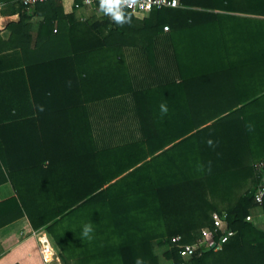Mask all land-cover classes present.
<instances>
[{"label": "trees", "instance_id": "trees-1", "mask_svg": "<svg viewBox=\"0 0 264 264\" xmlns=\"http://www.w3.org/2000/svg\"><path fill=\"white\" fill-rule=\"evenodd\" d=\"M177 1L138 28L126 9L131 23H114L99 0H73L101 14L84 21L59 0L34 6L36 42L55 55L25 63L34 102L37 73L50 77L42 116L0 118V186L14 194L0 202V228L25 217L72 264H264V229L246 221L256 207L264 215L254 198L264 173L254 168L264 159V0ZM28 17L8 26L10 43ZM125 48L142 58L134 72ZM99 109L133 128L105 134ZM213 214L235 234L184 261L171 238L194 244Z\"/></svg>", "mask_w": 264, "mask_h": 264}, {"label": "crops", "instance_id": "crops-1", "mask_svg": "<svg viewBox=\"0 0 264 264\" xmlns=\"http://www.w3.org/2000/svg\"><path fill=\"white\" fill-rule=\"evenodd\" d=\"M19 3L20 0H16ZM16 1L0 2V118L22 122L30 118L38 119L42 116L38 111L43 107V81L50 77H39L33 80L35 92L39 102H34L27 78L25 63L44 59L55 55L47 43L36 42L37 33L43 22L41 15L35 14V8H23L18 11ZM64 14H73L76 20L84 21L90 18H100V13L92 7H82L74 10L73 0H59ZM33 12V13H32ZM20 14L29 15L25 21L28 30L16 32L10 43L12 31L8 27L18 23ZM134 17L133 27L138 28L147 16ZM52 34H55L53 31ZM51 43V42H50ZM67 47V46H65ZM64 52V47H63ZM124 57L131 71L142 67V58L134 48H125ZM64 74L68 73L66 68ZM33 75V74H32ZM37 104V105H36ZM118 108L116 112H120ZM14 196L10 185L0 186V202ZM41 250L49 253V261L45 264H72L63 260L57 254L50 237L43 229L34 230L24 217L12 224L0 228V264H43Z\"/></svg>", "mask_w": 264, "mask_h": 264}, {"label": "built area", "instance_id": "built-area-1", "mask_svg": "<svg viewBox=\"0 0 264 264\" xmlns=\"http://www.w3.org/2000/svg\"><path fill=\"white\" fill-rule=\"evenodd\" d=\"M50 0H20L21 4L30 8L39 3H44ZM91 0L86 2V0H82L83 5L90 6ZM76 6V5H75ZM77 7V6H76ZM161 8H182V5L178 3L177 0H139L138 3L133 4L131 7H126L125 9L130 11L134 16L142 15L147 16L151 11L155 9ZM167 27H164V30L167 31ZM254 168L256 171L260 172L264 169V159L260 162L254 164ZM255 201L258 205H260L264 198V173L260 179V184L258 185L255 192ZM258 207L251 211V213L246 216V221L251 222L252 218L257 213ZM213 220V229L204 228L200 231V237L194 244L191 245H182L180 244L181 238L179 236H174L171 238L172 245L178 249V253L184 261L189 260L192 256L196 254L198 250L203 248L204 250H213L214 252H218L222 249L223 244L228 241L235 233L231 230H227L224 228L223 220L217 215H212ZM220 232V236L218 240H216L217 233ZM43 264L49 261V253L45 250H41ZM175 264V263H173ZM178 264H184L178 263Z\"/></svg>", "mask_w": 264, "mask_h": 264}, {"label": "clouds", "instance_id": "clouds-1", "mask_svg": "<svg viewBox=\"0 0 264 264\" xmlns=\"http://www.w3.org/2000/svg\"><path fill=\"white\" fill-rule=\"evenodd\" d=\"M89 2V0H86ZM139 0H99V11L108 16L117 25L123 26L130 24L132 16L125 12L126 7H131L133 4L138 3ZM160 111L162 114H167L168 107L166 104L160 105ZM212 141L209 140L208 144L211 146ZM93 232L91 225H84L82 235L90 238V234ZM135 264H143L142 259L137 258Z\"/></svg>", "mask_w": 264, "mask_h": 264}, {"label": "rangeland", "instance_id": "rangeland-1", "mask_svg": "<svg viewBox=\"0 0 264 264\" xmlns=\"http://www.w3.org/2000/svg\"><path fill=\"white\" fill-rule=\"evenodd\" d=\"M101 112L100 116H96V118L100 119V117H102L103 119H100V124L98 126V129H100L102 132H104L107 135L110 136H117L119 135L123 130H125L126 126H131V120H128L127 118H124L123 121H117V122H107L108 121V117H107V113L102 109H99ZM120 111H122V109H120ZM109 115V113H108ZM103 120H106V122H104ZM121 122V123H120ZM133 128V127H132ZM99 130V131H100ZM252 222L259 228L264 229V215L261 212L260 209H257V213L255 214V216L252 218ZM157 253L159 254V256H161V251L157 250ZM164 263V262H163ZM169 264V263H168Z\"/></svg>", "mask_w": 264, "mask_h": 264}]
</instances>
